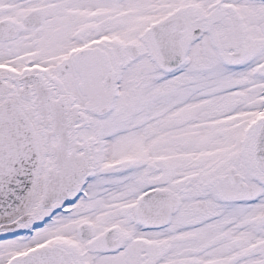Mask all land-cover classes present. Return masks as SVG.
Masks as SVG:
<instances>
[{"label":"snow or ice","instance_id":"snow-or-ice-1","mask_svg":"<svg viewBox=\"0 0 264 264\" xmlns=\"http://www.w3.org/2000/svg\"><path fill=\"white\" fill-rule=\"evenodd\" d=\"M0 264H264V0H0Z\"/></svg>","mask_w":264,"mask_h":264}]
</instances>
